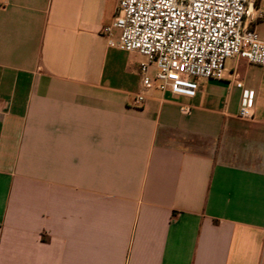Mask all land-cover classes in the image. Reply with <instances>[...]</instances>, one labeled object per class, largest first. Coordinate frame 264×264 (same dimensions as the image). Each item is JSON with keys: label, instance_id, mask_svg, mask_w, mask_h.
Listing matches in <instances>:
<instances>
[{"label": "crops", "instance_id": "obj_1", "mask_svg": "<svg viewBox=\"0 0 264 264\" xmlns=\"http://www.w3.org/2000/svg\"><path fill=\"white\" fill-rule=\"evenodd\" d=\"M117 3L0 0V264H264V67L138 106Z\"/></svg>", "mask_w": 264, "mask_h": 264}, {"label": "built area", "instance_id": "obj_2", "mask_svg": "<svg viewBox=\"0 0 264 264\" xmlns=\"http://www.w3.org/2000/svg\"><path fill=\"white\" fill-rule=\"evenodd\" d=\"M249 4V0H118L114 21L104 32L112 37L117 30L118 40L111 45L147 59L140 69L143 91L135 104H143L145 90L154 81L163 93L195 97L199 80L222 79L233 57L264 67V40L256 30L264 13ZM183 111L190 108L184 106ZM240 117L253 118L248 94Z\"/></svg>", "mask_w": 264, "mask_h": 264}, {"label": "rangeland", "instance_id": "obj_3", "mask_svg": "<svg viewBox=\"0 0 264 264\" xmlns=\"http://www.w3.org/2000/svg\"><path fill=\"white\" fill-rule=\"evenodd\" d=\"M235 59H236V57H233V58L228 59L227 65L233 64V62H235Z\"/></svg>", "mask_w": 264, "mask_h": 264}]
</instances>
